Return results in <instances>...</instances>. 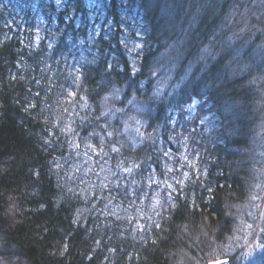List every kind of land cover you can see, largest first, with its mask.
Returning a JSON list of instances; mask_svg holds the SVG:
<instances>
[{
    "label": "trees",
    "instance_id": "trees-1",
    "mask_svg": "<svg viewBox=\"0 0 264 264\" xmlns=\"http://www.w3.org/2000/svg\"><path fill=\"white\" fill-rule=\"evenodd\" d=\"M48 1L0 0V264H264L247 198L264 162V0H68L34 47L9 17L25 5L33 27ZM90 5L115 24L94 40ZM125 5L142 14L134 61ZM153 177L173 179L152 212Z\"/></svg>",
    "mask_w": 264,
    "mask_h": 264
},
{
    "label": "rangeland",
    "instance_id": "rangeland-1",
    "mask_svg": "<svg viewBox=\"0 0 264 264\" xmlns=\"http://www.w3.org/2000/svg\"><path fill=\"white\" fill-rule=\"evenodd\" d=\"M49 2L50 1H48L47 3H49ZM67 2H68V0H52L50 3H52L54 6L53 11H50V9L48 8V5H46L44 7L45 8L44 11H40L39 13H37V12L34 13V11H32L30 15L34 14L37 17V20H35L33 27L27 25V23L29 22V19H25V16L27 15V13H26L27 7L25 5H22V7H20V8H15V11L12 14V17H9V19H10L9 25L14 28L13 29L14 31H17V28L15 27V21H17V24L20 25V31L22 33L25 32L24 37H26L28 40H30V42L33 43L34 47H39L43 41L48 40V38H47L48 37V35H47L48 30L49 29L52 30V28H54L55 25L56 26L58 25V23H57L58 21L56 20L57 15L60 12L65 10V5ZM120 8H121V6L119 7V9ZM122 8H123V11H122L121 15L119 14V17L121 20H123V18L125 17L124 12H127V10H129V8H132V7L125 5ZM136 8L137 7L132 8L133 9L132 17H129L128 20L125 17L124 18L125 22L121 26L128 33L130 30L132 31V33H129V36L126 34L127 32H125V34L122 35V38L125 39V41L128 43V45L130 47L129 52H128V56H129V59L131 61H134V59L136 58L135 56L138 53L142 54L143 41H144V29H143L142 22H141L142 14L140 11H137ZM120 11H121V9H120ZM88 12H89L88 13V19H89L88 38L89 39L91 38L94 40L95 37H98L100 34V31H101V28L104 29V27L108 28V27H114L115 26V24L111 20V18L106 19V17L104 15L100 14V10H99V8H97V6H94V5L88 6ZM45 17L53 20V22H50L49 24H47V19ZM257 17L258 16L254 15V20H263V22H264L262 15H260V17H258V18ZM62 19L64 22L63 24H67L69 21V17L67 15H64V14L62 15ZM252 19L253 18H251L250 21ZM254 22L258 23V21H254ZM263 22H262V24H264ZM47 28H48V30H47ZM260 29L263 30V33H262L263 36H259V34H256L254 36L255 39L257 38V39L261 40L262 38H264V28L261 26ZM257 30H258V27H257ZM31 31H32V33H31V35H29ZM255 41H257V40H255ZM260 42H261L262 46H260V48H259V45H258L257 48L258 49L262 48L261 56L264 57V51H263L264 50V47H263L264 41L261 40ZM258 54H259V52H258ZM255 57H260V56H255ZM260 69H261V74L259 72L258 76L254 75V77H257L258 80L261 79V83H264V61H262V66ZM257 70H259V69H257ZM260 93L263 95V100H264V87L262 88V92H260ZM198 104H199L198 100L194 99L192 101V103L190 104V106H187V108L189 110H192V112H193V109L196 108L198 106ZM263 108H264V106H263ZM192 112H190V113L193 115ZM173 153H174V155H173ZM165 154H166L167 158L169 159V162L174 163L176 155L181 154V151L180 150L175 151V149H173V148H171V149L168 148V150L166 151V153H164V155ZM181 156H178V158H180ZM99 160L100 159L93 160L94 163H93L91 176L95 175V173H99L100 168L97 169L98 164H99V166H101ZM182 160L185 161L184 156H182ZM176 162H177L176 168L179 171H181V176H183L185 178L186 175L188 174V170L183 169L182 163H178L179 161H177V159H176ZM260 163H261V166H260L259 170L255 171L253 173L254 175H253L252 180H253L254 184H252V182H251V188L249 189V191L247 193V198L249 200L248 205H251L253 203H260L261 206H259V209H260V212H262L263 214L258 217V220L260 221V223H262L264 221V162L260 161ZM104 165H106V164L104 163ZM192 167H193L192 171L195 174L196 173L198 174L200 171L198 166L196 164H193ZM170 169H172V166ZM170 171H172V170H170ZM104 173H105V171H104ZM116 173H117V171L113 170V175H115ZM106 175L108 177H112L109 175V172H107ZM154 176H156V175H154ZM92 177H95V176H92ZM172 179H173V177L167 179L168 181L167 180H160L159 182H156V180H158V177H157V179H156V177H153L151 181L150 180L146 181V184H147L150 192H151V188H153L152 189V200L153 201L151 202V204L150 203L148 204V209L150 211H152V212L155 211V208L161 203V191L163 190V188L165 187V188L171 190ZM164 181H167L166 185H165ZM182 181H183V179L180 180V182H182ZM158 183H159V185H157ZM153 184H155V186H152ZM148 188H146V189H148ZM143 200L146 201V198ZM246 204H247V202H246ZM150 205H152V206H150ZM244 214H245V216L248 215L249 219H248V221H246V220L241 221L240 220L239 221V225H240L239 228L244 229V230L246 229L249 232L252 229L251 226L253 225L251 222L255 217H253L249 213H247V209L245 210ZM261 233L264 234V232H261ZM254 241L256 242V241H258V239H255ZM258 243L259 242H257V244ZM258 247L261 248L262 245H259ZM235 253L240 254L239 251H236V252L232 253V256H234ZM238 257H240V256H238ZM252 260H254V259H251V258L244 259V262L249 263V261H252ZM235 261L237 264H240V261L238 259H235Z\"/></svg>",
    "mask_w": 264,
    "mask_h": 264
},
{
    "label": "water",
    "instance_id": "water-1",
    "mask_svg": "<svg viewBox=\"0 0 264 264\" xmlns=\"http://www.w3.org/2000/svg\"><path fill=\"white\" fill-rule=\"evenodd\" d=\"M218 263V262H217ZM217 263H211V264H217Z\"/></svg>",
    "mask_w": 264,
    "mask_h": 264
}]
</instances>
